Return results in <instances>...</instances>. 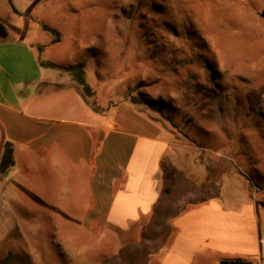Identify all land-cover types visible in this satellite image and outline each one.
Listing matches in <instances>:
<instances>
[{"label":"rangeland","instance_id":"obj_1","mask_svg":"<svg viewBox=\"0 0 264 264\" xmlns=\"http://www.w3.org/2000/svg\"><path fill=\"white\" fill-rule=\"evenodd\" d=\"M10 1L14 10L0 0L1 66L21 79L32 74L31 53L61 66L83 63L101 122L102 112L116 107L141 110L170 140L163 161L181 164L163 165L169 195L160 201L161 224L122 232L92 220L85 228V212H52L46 204L57 201L54 189L63 184L85 192L89 170L57 164L47 152L13 151L6 141L12 164L0 176V237L16 225L15 242L33 264L136 263L142 247L127 250L122 261L101 259L133 239L146 244L149 258L163 246L170 216L216 196L227 206L255 205L258 251L243 264H264V0ZM51 102L41 114L62 109L74 116L80 107L70 95Z\"/></svg>","mask_w":264,"mask_h":264},{"label":"crops","instance_id":"obj_2","mask_svg":"<svg viewBox=\"0 0 264 264\" xmlns=\"http://www.w3.org/2000/svg\"><path fill=\"white\" fill-rule=\"evenodd\" d=\"M41 61L31 53L32 74L25 73L21 79L13 77L10 66L0 65V164L5 142L11 141L13 151L24 148L29 154L47 152L57 164L68 162L74 169L86 168V191L70 189L65 184L55 187L58 199L51 204L47 201L48 210L85 212L81 222L85 228L93 220L122 232L134 227L142 229L153 221L154 215L162 213L160 201L169 195L163 165L180 163L163 161L169 138L162 137V129L141 110L131 107L102 112L106 116L102 123L103 109L94 111L89 106L67 66L44 60L54 64L46 66ZM64 74L65 81L59 80ZM69 95L80 106L74 116L62 115V109L41 114L42 105L47 108L51 101L62 102ZM84 103L91 111L81 108ZM13 162L16 163L15 158ZM3 171L0 165V176ZM54 180H59V176ZM82 194L87 202L79 204ZM160 221L161 215L157 222ZM258 223L253 203L227 206L216 196H206L189 202L169 217V232L163 246L141 264H208L221 263L223 258H249L258 251ZM15 235L20 233L13 225L1 235L0 248L9 244L10 250H19ZM139 242L133 239L118 244L112 252L104 253L101 260L122 261L127 250L137 252L141 248ZM24 253L28 263L33 264L28 253ZM139 259L127 264H138Z\"/></svg>","mask_w":264,"mask_h":264},{"label":"trees","instance_id":"obj_3","mask_svg":"<svg viewBox=\"0 0 264 264\" xmlns=\"http://www.w3.org/2000/svg\"><path fill=\"white\" fill-rule=\"evenodd\" d=\"M9 3L11 4V1L8 0ZM12 9L14 10V7L11 4ZM262 18L264 19V7L261 9L260 12ZM44 28L49 29L48 26H44ZM6 35V29L3 26L2 23H0V36H4ZM54 41H58L57 38H54ZM41 64L46 65V66H54L53 63L47 62V61H41ZM66 69L71 73V75L73 76L74 80L77 82V84L80 86L83 95L85 96V98H88V104L89 106L94 110V111H98L99 107L96 105L94 99H90L93 96V90L91 88V86L86 82L85 80V72H84V65L83 63L79 62L73 65H69L66 67ZM129 101L131 103L137 102L134 96L129 95ZM150 119L154 120L153 118L149 117ZM9 164H12V159H11V149L8 146H5L4 148V153L2 156V160H1V167H3V169L5 167H7ZM164 171V169H162ZM166 191V190H165ZM164 191V192H165ZM161 213H157L156 215L153 216V223L155 224H161V222H157L159 217H160ZM148 238V237H147ZM166 238V236H165ZM165 240V239H164ZM142 251L145 252L144 256L141 257L138 261V264H141L143 262H145L146 258L148 257V248L145 245L141 246ZM157 249V248H156ZM19 252H21L23 255L26 254L21 250H17ZM221 263H230V264H243L246 263L247 261L241 257H232V258H223L220 261Z\"/></svg>","mask_w":264,"mask_h":264},{"label":"flooded vegetation","instance_id":"obj_4","mask_svg":"<svg viewBox=\"0 0 264 264\" xmlns=\"http://www.w3.org/2000/svg\"><path fill=\"white\" fill-rule=\"evenodd\" d=\"M1 260L5 262L11 261L13 264H29L27 261V257L16 250H8L3 259H0V262Z\"/></svg>","mask_w":264,"mask_h":264}]
</instances>
